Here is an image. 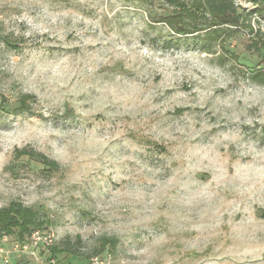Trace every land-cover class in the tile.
<instances>
[{"label": "rangeland", "instance_id": "374dc122", "mask_svg": "<svg viewBox=\"0 0 264 264\" xmlns=\"http://www.w3.org/2000/svg\"><path fill=\"white\" fill-rule=\"evenodd\" d=\"M172 11L0 0V207H33L76 252L37 264H264L263 53L245 28L173 32ZM15 243L0 235V264H34Z\"/></svg>", "mask_w": 264, "mask_h": 264}, {"label": "trees", "instance_id": "16d2710c", "mask_svg": "<svg viewBox=\"0 0 264 264\" xmlns=\"http://www.w3.org/2000/svg\"><path fill=\"white\" fill-rule=\"evenodd\" d=\"M257 4L256 12L264 17V0H249ZM174 5V11L162 15L159 21L167 23L173 32L178 34H199L202 31L211 32L219 37L226 28L248 29L253 34L251 46L264 56V31L258 28L254 34L249 13L242 12L234 0H168ZM1 34V27H0ZM11 44L10 41H5ZM264 69V67L262 68ZM261 70V69H260ZM262 71L257 72L260 74ZM32 95L21 97L20 108H28L27 99ZM21 153L34 155L38 160L52 167L57 163L50 161L45 155L23 150ZM44 224H50L48 220L41 219L39 211L33 207L24 205L21 201H11L7 206L0 207V235L14 237L16 241H24L32 233ZM116 239L105 237L101 240L102 248L107 245H115ZM50 251L56 254H75L68 245H51Z\"/></svg>", "mask_w": 264, "mask_h": 264}, {"label": "built area", "instance_id": "2783aa9c", "mask_svg": "<svg viewBox=\"0 0 264 264\" xmlns=\"http://www.w3.org/2000/svg\"><path fill=\"white\" fill-rule=\"evenodd\" d=\"M246 1V0H245ZM235 3L237 5L242 4L241 0H235ZM54 232L53 230H46L42 231L40 229H35L32 231V233L27 237L26 240L20 242L16 241L15 248L17 251L24 253L31 261H33L34 264H37L40 260L39 253L37 249L40 246L44 247H50L53 245L54 242ZM3 240H8V236H3ZM0 252L4 254V261L8 263L10 261V252L0 247ZM50 263L54 264L55 259L51 258L49 259ZM90 264H110L109 262L104 259V257L95 255L90 258Z\"/></svg>", "mask_w": 264, "mask_h": 264}]
</instances>
